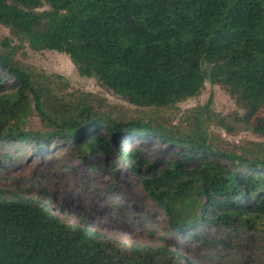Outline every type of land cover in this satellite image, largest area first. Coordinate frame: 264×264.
<instances>
[{
  "label": "trees",
  "instance_id": "16d2710c",
  "mask_svg": "<svg viewBox=\"0 0 264 264\" xmlns=\"http://www.w3.org/2000/svg\"><path fill=\"white\" fill-rule=\"evenodd\" d=\"M0 25L19 46L67 56L81 77L141 113L131 116L127 107L73 90L60 75L21 64L4 40L0 164H18L26 147L38 157L72 146L81 163L101 156L135 173L144 166L150 175L139 178L142 191L165 214L161 239L170 237L177 250L128 247L63 222L40 200L0 189V264H190L178 238L208 246L204 232L264 228V152L222 151L209 139L202 120L211 97L180 126L158 119L209 82L242 111L214 115L216 127L264 135V119L253 123L264 107V0H0ZM29 115L42 131L22 129ZM131 139L176 150L158 169L138 146L120 149Z\"/></svg>",
  "mask_w": 264,
  "mask_h": 264
},
{
  "label": "rangeland",
  "instance_id": "374dc122",
  "mask_svg": "<svg viewBox=\"0 0 264 264\" xmlns=\"http://www.w3.org/2000/svg\"><path fill=\"white\" fill-rule=\"evenodd\" d=\"M4 40L14 47V58L21 64L60 75L73 90L92 93L110 104L127 107L126 112L131 116L141 114L132 112V107L99 87L95 80L81 77L67 56L52 51L34 52L26 45L19 46L9 30L0 25V46ZM205 68L209 67L206 65ZM210 97L211 114L208 120H202V128L209 139L222 151L245 148L257 152L260 148L264 152V135L249 130L228 134L213 124L214 115H225L232 111L242 114V111L237 109L225 92L209 82L205 83L199 96L177 105L175 109L162 112L158 119L180 126L182 122L194 118L191 109L203 107ZM257 119H264V107L253 123ZM22 129L35 132L43 128L37 116L29 115ZM128 143L138 146L146 162H158V169L162 162L173 158L172 153L176 150L168 145H158L151 139H131L120 149H128ZM3 150L0 146V151ZM29 154L30 149L26 147L24 153L20 154V164L9 168L0 164V189L40 200L63 222L86 227L128 247L162 243L171 251H177L170 246V237L167 241L161 239L165 236V214L147 200L142 191L139 178L150 175L144 166H137L138 173H135L127 162L114 158L109 163L101 156L81 163L77 161L72 146L66 149L50 147L40 152L38 157ZM203 236L210 245L182 238L175 242L190 264H264V228L254 235L238 228L236 232L224 230L214 237L204 232ZM168 241L170 244H167Z\"/></svg>",
  "mask_w": 264,
  "mask_h": 264
}]
</instances>
